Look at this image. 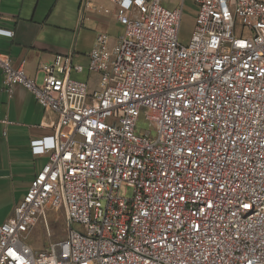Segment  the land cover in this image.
Masks as SVG:
<instances>
[{
	"label": "built area",
	"instance_id": "built-area-1",
	"mask_svg": "<svg viewBox=\"0 0 264 264\" xmlns=\"http://www.w3.org/2000/svg\"><path fill=\"white\" fill-rule=\"evenodd\" d=\"M110 1L124 32L98 33L87 67L56 55L37 81L0 52L8 96L58 118L31 142L48 161L0 226V264H264V0H194L187 44L182 7ZM86 70L94 88L71 76ZM50 212L66 234L35 250Z\"/></svg>",
	"mask_w": 264,
	"mask_h": 264
},
{
	"label": "crops",
	"instance_id": "crops-1",
	"mask_svg": "<svg viewBox=\"0 0 264 264\" xmlns=\"http://www.w3.org/2000/svg\"><path fill=\"white\" fill-rule=\"evenodd\" d=\"M82 0H0V25L15 35L0 37V52L15 66L22 65L31 78L40 81L41 66L56 55L73 54L74 64L85 67L98 33L116 38L123 26L118 22V7L110 0H92L80 15ZM108 8L109 13L104 9ZM178 8L177 6L172 9ZM119 37V36H118ZM71 76L94 88L97 75L87 70ZM78 77V79H77ZM80 78V79H79ZM95 83V84H94ZM0 117L12 123H0V226L11 220L14 208L27 194L32 181L48 161V155H35L31 142L53 133L58 120L45 113L31 91L15 86L10 98L3 88L0 69ZM7 130V136L3 135Z\"/></svg>",
	"mask_w": 264,
	"mask_h": 264
},
{
	"label": "rangeland",
	"instance_id": "rangeland-1",
	"mask_svg": "<svg viewBox=\"0 0 264 264\" xmlns=\"http://www.w3.org/2000/svg\"><path fill=\"white\" fill-rule=\"evenodd\" d=\"M163 5L166 8L172 9V7H182V20L180 30V41L183 44H187L190 40L192 31L195 26L197 16V5L194 0H163ZM124 32L123 27L117 29L116 37L121 36ZM78 79V77H77ZM80 79V78H79ZM95 84V83H94ZM139 129H149L148 124L144 121L140 123ZM122 194L126 197H131L132 189L123 188ZM49 226L51 234L48 235L43 223L38 224L34 232L30 236L29 243L35 250H43L48 247L51 242L62 239L66 234L65 218L62 213H49Z\"/></svg>",
	"mask_w": 264,
	"mask_h": 264
}]
</instances>
